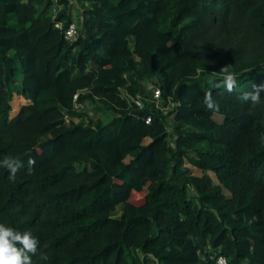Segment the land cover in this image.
<instances>
[{
	"label": "trees",
	"instance_id": "obj_1",
	"mask_svg": "<svg viewBox=\"0 0 264 264\" xmlns=\"http://www.w3.org/2000/svg\"><path fill=\"white\" fill-rule=\"evenodd\" d=\"M87 1L67 39L68 0H0V162L22 164L0 166V224L39 240L32 264H264V92L242 99L264 84V0ZM228 34L211 60L194 47Z\"/></svg>",
	"mask_w": 264,
	"mask_h": 264
},
{
	"label": "clouds",
	"instance_id": "obj_2",
	"mask_svg": "<svg viewBox=\"0 0 264 264\" xmlns=\"http://www.w3.org/2000/svg\"><path fill=\"white\" fill-rule=\"evenodd\" d=\"M218 73L222 79L215 86L224 87L228 92H232L236 86V76L228 70L227 66L222 67ZM261 92H264V84L253 85L252 91L244 93L242 99L254 104L259 103ZM202 101L209 111H219V105L213 99L211 92L205 93ZM28 165L29 171H31L35 165V160L30 158ZM0 166L7 168L10 178L14 179L22 164L14 158H5L0 162ZM39 243V240L31 232L17 231L0 224V264H32V256L38 253Z\"/></svg>",
	"mask_w": 264,
	"mask_h": 264
},
{
	"label": "rangeland",
	"instance_id": "obj_3",
	"mask_svg": "<svg viewBox=\"0 0 264 264\" xmlns=\"http://www.w3.org/2000/svg\"><path fill=\"white\" fill-rule=\"evenodd\" d=\"M68 1H69V9L71 12V17L73 18L74 23L75 22L77 23V18L79 17L81 6L82 5L86 6L89 3L87 0H68ZM214 25L216 27L219 24L215 23ZM227 31L229 32V29H227ZM229 36H230V34L227 35L226 39H224V36H223V41H222L223 43L221 45L222 48L220 47V49H218V47L217 48L209 47L206 49V46H205V44H203L202 41L197 42L194 47H199L201 50H204L202 52L204 58L206 57L205 58L206 60H211L213 58H216L220 53H224L229 45H232L234 43L238 44V43H240V39H243V37H240V36L234 34L230 38V41H228V43L225 44V42H227V40L229 39ZM219 38L220 37H215L214 40L217 42L219 40ZM207 58H209V59H207ZM142 83L144 84L146 90H149V88H151L153 86V79H143ZM159 104H160V102H159ZM76 110L80 111L79 113H81L84 118H96V117H98L102 121H106L107 118L109 117L108 116L109 113L96 109L94 107V104L88 100H84L83 102L79 103ZM216 117H218V116H216ZM72 120L73 121L77 120V117L76 116L72 117ZM147 141H148L147 137H144L142 139L143 143H145ZM128 158H129V156H126L124 158V160H128ZM184 164L189 166L192 173L199 174L198 169H196L195 167L191 166L190 164H188L186 162H184ZM212 177H213V175H212ZM142 194H143V191H132L130 193V199L133 201H138L141 198Z\"/></svg>",
	"mask_w": 264,
	"mask_h": 264
},
{
	"label": "built area",
	"instance_id": "obj_4",
	"mask_svg": "<svg viewBox=\"0 0 264 264\" xmlns=\"http://www.w3.org/2000/svg\"><path fill=\"white\" fill-rule=\"evenodd\" d=\"M60 25H61V24H60L59 21H58V22H54V26L60 27ZM77 32H78V30H77V26H76V24L74 23V21H69V22L66 24L65 28L63 29V35H64V37L67 38V39H73V38L76 36ZM150 90H151V98L153 99L154 104H155V105H158L159 102H160V97H159V90H158V88H156V87H151ZM121 94L124 95V96H126V95H125L126 92H122ZM74 98H75V95H73V99H74ZM130 98H131V100H132L136 105H138V106L141 105V101H140V99H139L138 96H136V97H130ZM73 106H74L75 109H76L77 106H78V104H77V103H74ZM69 120H72V118H70V117L67 116V115H64V121H65V122H68ZM144 120H145V121H148V120H149V117H148V116L144 117ZM215 262H216L217 264H227V260H226V258H225L224 256H222V255H218V256L215 258Z\"/></svg>",
	"mask_w": 264,
	"mask_h": 264
}]
</instances>
